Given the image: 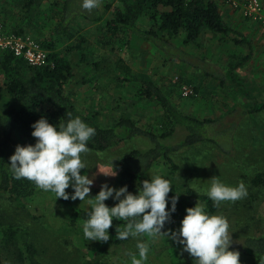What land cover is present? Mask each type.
Here are the masks:
<instances>
[{
	"label": "rangeland",
	"instance_id": "rangeland-1",
	"mask_svg": "<svg viewBox=\"0 0 264 264\" xmlns=\"http://www.w3.org/2000/svg\"><path fill=\"white\" fill-rule=\"evenodd\" d=\"M73 1L75 9L86 11L81 6L82 0ZM25 2L0 0V23H5L11 31L22 30L26 36L40 43L43 40L56 42L57 51L64 55L68 53L74 77L67 85L66 92L79 110L96 115L101 126L110 127L120 118L128 117L140 128L158 132L162 110L157 103L139 97L141 82L123 81L125 67L129 68L130 76L138 80L151 79L167 95L172 105L183 113L218 121L211 134L222 138L220 141L225 152L212 145H199L175 152L172 159L179 169L168 178L173 184L170 193L182 194L191 188L206 195L213 177L231 186L243 182L248 195L235 202H223L216 215L228 219L234 249L241 239L264 236V188L252 184L254 176L264 172V112L254 115L248 112L255 101L264 103V31L261 25L253 22L261 27L263 37L258 36L257 41L250 40L252 58L237 70L254 97L253 100H245L230 84L224 85L221 81L227 69L242 61L249 52L246 44L236 45L230 37L207 33L197 45L183 46L176 60L150 48V43L138 34L119 31L111 36L107 33L106 23L113 18L116 8H122V5L120 0H100L97 9L102 13V22L93 24L78 17L69 27L71 32L85 38V61L81 62L79 53L71 48L76 42L54 35L62 20L64 0H47L33 16L27 14ZM161 10L148 11L147 15L134 23L140 29L147 30L159 20ZM179 82L195 87L197 97H182L183 94L176 88ZM6 109L7 104L0 101V111ZM227 134L229 136L223 139ZM183 139L184 132L179 130L166 143L177 145ZM2 140L0 130V142ZM16 142L19 143L17 139ZM16 147H12L10 157ZM147 148L146 142L142 141L122 142L105 153L88 151L82 154L88 169L81 170V174L88 173L90 178L95 177L90 196L94 198L104 183L119 189L120 160L134 150ZM4 156L5 151L0 147V163ZM113 160L117 176H106L99 172L97 167L101 170L111 168ZM168 169L169 164L161 159L154 165L150 177L166 176ZM66 191L71 192L72 189ZM109 200L111 205L116 203ZM72 207L88 211L90 204L87 199L84 202L79 199L56 200L53 193L40 188L31 198L20 201L0 194V225L10 223L29 230L44 264H83L105 242L85 239L82 222L70 224L74 218ZM183 218H171L162 231L178 230ZM138 240L149 244L146 264H194L195 258L182 252V248L167 235L156 239L142 236L117 247L109 257L111 264H131L129 253L137 252ZM240 261L241 264L254 262L246 256H240ZM0 264L7 263L0 259Z\"/></svg>",
	"mask_w": 264,
	"mask_h": 264
},
{
	"label": "trees",
	"instance_id": "trees-1",
	"mask_svg": "<svg viewBox=\"0 0 264 264\" xmlns=\"http://www.w3.org/2000/svg\"><path fill=\"white\" fill-rule=\"evenodd\" d=\"M46 1L26 0L27 14L33 16ZM72 1L64 0L62 20L54 31V35L75 41L76 43L71 48L79 53L82 62L85 61L83 48L85 38L71 32L69 27L78 17L98 24L102 22L103 16L97 8L91 12L75 9L74 1ZM120 3L122 8H116L113 18L108 20L105 25L107 33L111 36H115L119 31L138 34L150 43V48L157 49L165 56L176 60L179 59V52L182 51L183 46L197 45L199 39L207 33L230 37L236 45L246 44L249 52L242 61L227 69L221 82L224 85L230 84L243 99H254L246 81L237 72L252 58L251 42L227 25L214 0H120ZM159 9H162L159 20L153 23L149 29L142 30L134 23L137 19L147 15L148 11H158ZM3 24L6 26L5 23ZM15 32L24 34L22 30ZM55 44L56 42L41 41V45L51 51L47 65L42 67H31L23 59L16 58L9 52H0V72L2 73L0 101L7 104V109L0 111V130L3 138L0 147L5 151V156L0 163V194L2 196L5 195L10 200L20 201L31 198L36 193L38 187L34 182L14 177L9 169L8 161L14 145L27 146L35 143V139L31 135L34 130L32 125L42 116H46L52 124L66 122L67 112H71L73 117L79 116L96 129L95 136L88 142L89 151L94 153H105L122 142H146L147 149L134 150L119 162L120 174L117 181L121 187L127 185L129 191L133 193L136 192L137 185L139 186L143 180L151 179L150 173L154 165L161 159L169 164L167 175L163 178L168 179L174 176L179 168L174 163L172 155L179 150L199 145H212L225 152L220 141L222 138L211 134L216 129L218 121L199 119L183 113L172 105L167 95L151 79L138 80L130 76L128 67H125L123 72V81L141 82V87L138 90L139 97L157 103L163 112L157 128L158 132L144 130L128 117L120 118L113 126H101L96 115H89L79 110L68 96L67 85L74 77V68L68 53L64 55L57 51ZM184 86L187 85L181 82L176 84L181 95ZM187 87L191 88L196 95L190 96V98L197 97V89ZM182 97L185 96L182 95ZM248 112L253 115L264 112V103L258 104L255 101ZM179 130L184 132V139L177 145L167 144L166 141L173 139ZM228 136L227 134L223 139ZM16 139L19 143L16 142ZM252 184L257 188H264V172L255 175ZM176 194L169 193V197ZM177 195H179L177 210L172 214V218L185 217L186 209L195 207L196 202L204 205L209 214L216 215L218 211L207 195H201L191 188ZM106 203L110 207L114 206L110 204V200ZM168 207L171 208L170 201ZM72 211L74 218L70 221L71 225H75L77 221L85 222L88 211L78 207H72ZM124 223V221H113V226L109 229L111 239L83 264H111L109 257L117 247L142 237H130L127 240L116 239V227ZM0 226H2L0 230V259L5 260L7 264H44L40 260L39 249L29 230L15 227L10 223ZM230 250L239 251L240 256L252 258L253 264H264V236L241 239L235 249L231 246Z\"/></svg>",
	"mask_w": 264,
	"mask_h": 264
},
{
	"label": "clouds",
	"instance_id": "clouds-1",
	"mask_svg": "<svg viewBox=\"0 0 264 264\" xmlns=\"http://www.w3.org/2000/svg\"><path fill=\"white\" fill-rule=\"evenodd\" d=\"M81 6L91 12L100 6V0H82ZM66 117V122L59 124L50 123L46 116L33 123L31 135L35 143L17 145L9 166L16 179L34 182L38 188L53 193L56 200L79 199L84 202L87 199L90 208L82 225L85 239L106 243L111 239L109 229L113 221H124L116 227L118 240L141 236L156 239L167 235L182 248V252L195 258L194 264H241L240 252L230 250L233 232H230L228 219L209 214L200 202L186 209L178 230L162 231L177 210L179 195L169 197L173 184L160 175L143 180L135 193L130 192L127 185L117 189L104 183L99 193L91 197L95 177L81 174V170L88 169L82 154L89 151L88 142L95 136L96 129L79 116L73 117L71 112H67ZM114 161L111 168L101 170L97 167L99 172L117 176ZM210 181L206 195L214 207L219 208L223 202H235L248 195L243 182L231 186L218 177ZM69 188L71 192L66 191ZM109 199L116 202L114 206L106 203ZM136 249L137 252L129 253L131 264H146L149 244L138 240Z\"/></svg>",
	"mask_w": 264,
	"mask_h": 264
},
{
	"label": "built area",
	"instance_id": "built-area-1",
	"mask_svg": "<svg viewBox=\"0 0 264 264\" xmlns=\"http://www.w3.org/2000/svg\"><path fill=\"white\" fill-rule=\"evenodd\" d=\"M227 3L239 11L242 16L262 26L264 31V3L262 0H227ZM0 52H9L16 58L23 59L31 67L47 65L51 51L44 48L37 40L9 30L0 23ZM183 96H196L194 91L183 87Z\"/></svg>",
	"mask_w": 264,
	"mask_h": 264
},
{
	"label": "crops",
	"instance_id": "crops-1",
	"mask_svg": "<svg viewBox=\"0 0 264 264\" xmlns=\"http://www.w3.org/2000/svg\"><path fill=\"white\" fill-rule=\"evenodd\" d=\"M214 1L217 3L221 15L224 21L227 23V25H229L231 28L237 31L241 36H243L249 41L250 40L257 41L258 36L263 35L260 26L255 25L253 22L244 19L239 11H235L227 3V0H214Z\"/></svg>",
	"mask_w": 264,
	"mask_h": 264
}]
</instances>
